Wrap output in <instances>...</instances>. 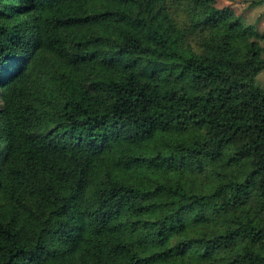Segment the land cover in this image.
I'll list each match as a JSON object with an SVG mask.
<instances>
[{
  "label": "trees",
  "instance_id": "trees-1",
  "mask_svg": "<svg viewBox=\"0 0 264 264\" xmlns=\"http://www.w3.org/2000/svg\"><path fill=\"white\" fill-rule=\"evenodd\" d=\"M263 68L216 0H0V264H264Z\"/></svg>",
  "mask_w": 264,
  "mask_h": 264
},
{
  "label": "crops",
  "instance_id": "crops-1",
  "mask_svg": "<svg viewBox=\"0 0 264 264\" xmlns=\"http://www.w3.org/2000/svg\"><path fill=\"white\" fill-rule=\"evenodd\" d=\"M247 12L248 17L245 21L264 34V9H247ZM256 82L264 88V68L258 72Z\"/></svg>",
  "mask_w": 264,
  "mask_h": 264
},
{
  "label": "rangeland",
  "instance_id": "rangeland-1",
  "mask_svg": "<svg viewBox=\"0 0 264 264\" xmlns=\"http://www.w3.org/2000/svg\"><path fill=\"white\" fill-rule=\"evenodd\" d=\"M252 0H216V6H231L237 13H241L244 20L247 21V9H264V2L262 4H251Z\"/></svg>",
  "mask_w": 264,
  "mask_h": 264
}]
</instances>
